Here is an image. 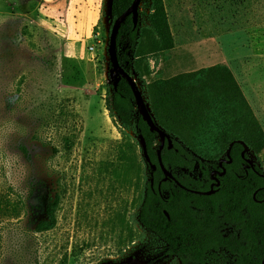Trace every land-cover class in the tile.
<instances>
[{
	"label": "rangeland",
	"instance_id": "374dc122",
	"mask_svg": "<svg viewBox=\"0 0 264 264\" xmlns=\"http://www.w3.org/2000/svg\"><path fill=\"white\" fill-rule=\"evenodd\" d=\"M111 1L0 0V264H180L138 221L149 166L105 105ZM163 2L173 47L154 63L141 36L131 59L147 107L156 78L222 64L264 134V0ZM246 154L264 167V148ZM55 195V226L36 232ZM217 254L209 264L232 260Z\"/></svg>",
	"mask_w": 264,
	"mask_h": 264
},
{
	"label": "trees",
	"instance_id": "16d2710c",
	"mask_svg": "<svg viewBox=\"0 0 264 264\" xmlns=\"http://www.w3.org/2000/svg\"><path fill=\"white\" fill-rule=\"evenodd\" d=\"M132 2L111 1L109 33L113 20ZM144 6L139 13L146 22L134 27L129 14L116 35L117 59L129 74L139 69L131 59L136 57L141 36L149 41L154 63L173 47L163 0H146ZM145 70L150 75L147 64ZM138 77L142 80L140 73ZM110 89L105 98L109 117L123 137L130 138V132L143 137L155 165L149 166L137 212L143 227L163 240L166 253L177 257L180 264H207L222 251L232 260L216 264H264V167L250 162L243 152L247 146L258 157L264 134L230 69L217 64L170 78L158 77L146 85L151 113L170 134L171 146L165 140L160 157L174 179H164L156 153L160 144L157 132L137 112L129 83L119 77L116 87L110 85ZM166 109L174 112L177 127L168 121ZM182 129L198 136L189 140ZM206 142L212 144L211 149ZM211 170L216 172L211 175ZM58 203L57 195L47 198L44 217L34 226L36 232L55 226Z\"/></svg>",
	"mask_w": 264,
	"mask_h": 264
},
{
	"label": "water",
	"instance_id": "95a60500",
	"mask_svg": "<svg viewBox=\"0 0 264 264\" xmlns=\"http://www.w3.org/2000/svg\"><path fill=\"white\" fill-rule=\"evenodd\" d=\"M140 2H141V0H133V2L120 15H118L113 20V23H112V26L110 29V33H109L108 56H109L110 68L108 71V76L110 79V83L114 88L117 85V81H118L119 77L125 78L126 81L129 83L131 90H132V93H133V96H134V101H135V105L137 108V112L146 121L150 130L157 132V135L159 137L160 144H159V148L156 151V153H157V158H158V164H159L160 168L162 169V171L165 175L164 179L165 180L167 178L174 179L171 171L169 170V168L164 166V164L161 160V157H160V151L164 145L165 140H166L168 146L169 147L171 146L170 135L167 132H165V130L163 128H161L156 123L150 109L147 107V104H146L141 92L139 91V88H138V85L135 81V78L131 74H129L127 71H125L124 68L119 64L118 59H117V54H116V46H117L116 35H117L119 25L124 20V18L126 16H128L129 14H131L133 26L135 27L137 25L138 18H139L138 7L140 5ZM138 142H139L141 152H142V156H143L144 160L146 161L148 166H151V168H155V165L151 164V162H150V159H149V156H148L147 150H146V144H145V141L141 135L138 136ZM240 142L243 144L242 141H240ZM230 146H231V143L229 144V147L227 149L226 154L228 153ZM247 150H248L247 146H244L243 152H246ZM222 160L223 159L219 160V164L221 163ZM249 161L252 162L251 160H249ZM215 172H216V170H212L211 175ZM150 182L152 183V180H150ZM195 192L204 193L202 191H195ZM165 214L168 216V214L166 212H165ZM262 262L264 263V258H263ZM207 264H209V263H207Z\"/></svg>",
	"mask_w": 264,
	"mask_h": 264
},
{
	"label": "crops",
	"instance_id": "0c3cea01",
	"mask_svg": "<svg viewBox=\"0 0 264 264\" xmlns=\"http://www.w3.org/2000/svg\"><path fill=\"white\" fill-rule=\"evenodd\" d=\"M174 47H176L175 42H174ZM203 57L206 58L205 56H203ZM204 60H205V59H204ZM200 62H201V61L197 60L194 64H195V65H198V64H200ZM200 67H206V65H204V66H200V65H199V68H200ZM195 69H198V68H195ZM236 80H237V79H236ZM238 83H239V82H238ZM239 85H240V84H239ZM240 87H241V85H240ZM241 89H242V91H243L245 97L247 98V94L245 93V91L243 90L242 87H241Z\"/></svg>",
	"mask_w": 264,
	"mask_h": 264
},
{
	"label": "built area",
	"instance_id": "2783aa9c",
	"mask_svg": "<svg viewBox=\"0 0 264 264\" xmlns=\"http://www.w3.org/2000/svg\"><path fill=\"white\" fill-rule=\"evenodd\" d=\"M246 152H248V150Z\"/></svg>",
	"mask_w": 264,
	"mask_h": 264
}]
</instances>
